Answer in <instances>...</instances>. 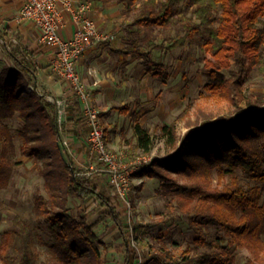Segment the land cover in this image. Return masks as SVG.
<instances>
[{"label": "trees", "instance_id": "obj_1", "mask_svg": "<svg viewBox=\"0 0 264 264\" xmlns=\"http://www.w3.org/2000/svg\"><path fill=\"white\" fill-rule=\"evenodd\" d=\"M187 1L193 16L181 17L180 6ZM124 11L135 16L131 25L137 28H160L167 31L179 27L183 34L164 38L171 41L164 47L150 41L147 47L128 45L117 50L131 54L145 64V73L154 77H170L167 66L157 62V49L167 52L178 46L196 42L205 52L208 82L203 96L215 101H229L235 105L228 116L206 115L188 121V131L180 137L175 123L164 124L161 132L166 143L176 148L166 162L154 159L145 165L140 176L156 177L162 181L167 195L164 214L175 217L184 214L196 228L195 243L207 250L191 257V248L182 252L186 264H235L230 248H247L251 252L249 264H264V202L262 187L245 186L238 172L264 181V174L256 168L264 163V105L256 109L243 106V85L252 70L264 74V0H118ZM33 57V53L26 51ZM16 67L0 71V191L10 185L17 152L11 126L6 122L17 114L24 121L20 130L23 144L19 153L31 158L48 156L39 172L45 178L47 194L35 198L36 217L48 223L53 239L51 250L60 264H107L99 248L96 232L108 219L115 222L126 240L124 264H137L138 251L132 234L125 231L115 202L95 179L81 176L68 163L59 143L57 105L37 90L25 95V87L32 85L35 70L28 63L17 61ZM34 84V82H33ZM127 114V106H112L110 112ZM132 115H135L132 112ZM189 115L185 110L180 117ZM105 136H108L107 127ZM137 146L150 153L154 144L149 131L141 123L134 125ZM168 171L190 183H180ZM216 180V184L213 182ZM70 197L82 202L78 217L69 210ZM96 198L103 209L98 219L87 218L85 201ZM214 227L211 239L205 234ZM139 228L134 226V230ZM14 231L6 230L0 238V264H38V255L28 248L12 251ZM219 247L215 246V243ZM201 252V251H200ZM180 257L163 249L147 256L145 264H180ZM188 261V262H187ZM45 264V263H41Z\"/></svg>", "mask_w": 264, "mask_h": 264}, {"label": "rangeland", "instance_id": "obj_2", "mask_svg": "<svg viewBox=\"0 0 264 264\" xmlns=\"http://www.w3.org/2000/svg\"><path fill=\"white\" fill-rule=\"evenodd\" d=\"M91 1L95 6L106 9L103 25L105 29H110L112 36H115L114 38L118 39L124 47L128 45L147 47L152 40L158 44L163 43L165 47L171 43L170 40L164 42L166 36L178 37L184 33L179 25L167 31L160 28H137L131 25L136 14L135 11L127 13L118 0ZM179 15L181 17L193 16V7L187 1H183ZM127 57V64L122 65L121 73L123 75L120 76L123 79L122 89L116 92L115 98L110 99L111 102L106 99L105 105L94 104L103 113L101 118L104 127L107 126L105 124L107 117L105 113H109L106 112L107 109H111L113 105H124L130 108V112L127 114L110 112V120L116 125L115 131L113 127L107 126L110 141L113 140L119 126L122 127V145L118 150L124 152V156L129 162L135 161L138 157L151 156L152 160L160 159L165 163L168 156L181 147L180 142L176 148L167 145L166 137L160 129L164 124L175 123L178 134L182 137L188 131V121L193 122L198 116L202 117L204 114L215 117L218 115L228 116L234 111L235 105L229 101H215L200 94L208 82V70L204 66L206 54L196 42L191 41L184 47L178 46L167 52L162 49L154 51L153 58L167 66V71L170 73L168 79L146 74L145 64L139 58L133 55ZM33 81L32 78V85L24 88L25 95L28 96L32 94V91L37 90L50 100L48 93L43 89L39 90ZM240 103L243 106H251L256 109L264 105L263 73L252 70L247 75L243 85V99ZM187 109L189 115L180 117ZM132 112L135 115H132ZM59 118L58 116L59 143L66 161L73 164L81 176L95 179L115 202L120 211L125 231L130 232L133 236L131 242L139 255L137 264H145L147 256L158 249L181 256L180 264H186L182 260V252L186 249H192L189 254L191 257L207 250L206 247L198 246L195 243L198 232L188 221L186 215L170 217L163 213L166 210L167 195L159 178H150L134 173L128 192L131 207L126 209L116 195L107 175L101 170L100 163L90 159L88 155L86 156L87 162L79 163L78 155L72 152L66 144L67 142L70 145V141L66 136L65 128L60 127L61 120ZM6 122L11 126L15 137L17 152L14 159L18 161V164L15 166L10 185L0 191V238L4 231L12 230L14 231L12 251L18 252L26 247L38 255V264H60L51 250L53 239L50 236L48 223L44 218L36 217L34 212L37 194H47L45 178L39 169L44 167L48 156L42 153L37 158H31L20 154L19 149L23 144L20 130L24 126V121L17 114ZM136 122L141 123L149 131L154 144L150 153H145L142 147L136 145L137 135L134 130ZM147 164L143 163L142 165ZM256 172L264 174V163L256 168ZM168 173L180 183L187 181L174 172L168 171ZM238 174L245 186L262 187L264 202V181L254 179L243 171H239ZM186 183H190L189 180ZM213 183L216 184V180ZM81 202L77 197L69 199V210L75 217H78L77 207ZM84 207L90 222L98 219L103 209L101 202L94 197L85 201ZM135 225L139 226L137 230H134ZM214 231V227H209L206 230V238L211 239ZM96 232L100 239L98 244L101 255L106 263L124 264L127 250L126 240L115 222L108 219L97 228ZM215 246L219 247V244L216 242ZM230 248L235 255V264H249L248 261L252 255L247 248H235L234 246H230Z\"/></svg>", "mask_w": 264, "mask_h": 264}, {"label": "crops", "instance_id": "obj_3", "mask_svg": "<svg viewBox=\"0 0 264 264\" xmlns=\"http://www.w3.org/2000/svg\"><path fill=\"white\" fill-rule=\"evenodd\" d=\"M23 2L24 0H0V71L6 67H16L18 60L28 63L35 70L34 85L39 90H45L50 100L57 105L58 116L61 120L60 127L65 128L66 136L70 141V145L67 142L66 144L72 152L78 155L79 163L83 164L87 162L86 156H89L90 147L87 139L89 127L85 122L82 105L75 99L67 81L51 70L55 56L54 48L41 40L39 28L31 21L17 20L16 15ZM105 14L106 9L95 6L93 2L89 15L101 31L111 36L85 50L77 62V69L91 91L93 104L99 105H105L106 99L111 102L110 99L115 98L116 92L122 89L123 79L120 77L123 75L122 65L127 64V56L131 55L116 52L125 47L114 38L115 36H112L110 29H105L103 25ZM74 28L75 24L71 16L66 14L61 35L64 38L71 37ZM26 51L32 52L33 57H30ZM106 112L109 113H105L107 115L105 124L110 128L113 127L115 131L116 125L112 123L109 116L110 109ZM102 115L103 113L100 112V118ZM122 132L123 129L119 126L113 140L110 141L107 136V142L112 149H118L122 145ZM122 204L125 207L123 202Z\"/></svg>", "mask_w": 264, "mask_h": 264}, {"label": "built area", "instance_id": "obj_4", "mask_svg": "<svg viewBox=\"0 0 264 264\" xmlns=\"http://www.w3.org/2000/svg\"><path fill=\"white\" fill-rule=\"evenodd\" d=\"M91 0H24L16 18L19 21H31L39 28L41 40L54 48L51 70L65 79L72 94L81 105L85 122L89 127V157L102 165V171L112 185L126 209H130L128 198L131 177L139 173L149 163L151 156L138 157L129 162L124 152L112 149L105 136L100 118V109L93 104L91 91L77 69V62L89 47L110 38V34L101 31L89 15ZM69 14L75 28L69 38L61 35L65 24V15Z\"/></svg>", "mask_w": 264, "mask_h": 264}]
</instances>
